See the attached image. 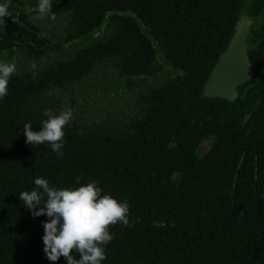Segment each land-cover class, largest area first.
<instances>
[{"label": "trees", "instance_id": "1", "mask_svg": "<svg viewBox=\"0 0 264 264\" xmlns=\"http://www.w3.org/2000/svg\"><path fill=\"white\" fill-rule=\"evenodd\" d=\"M263 3L253 0L254 11ZM242 5L101 0L64 6L59 44L72 56L16 72L0 99V264H51L42 241L49 218H34L19 199L39 177L58 189L95 181L102 194L128 202L129 225L110 226L114 238L102 264H264V79L223 101L231 116L241 113L239 124L211 131L202 122L204 130H190L183 120L211 108L202 90ZM24 22L0 23V61L55 57L60 49L49 33L23 31ZM254 44L264 59V41ZM93 75L103 87L88 91L91 99L80 105L87 112L73 114L64 128L63 157L48 143H26L24 124L40 131L46 110H72L75 99L67 93ZM181 132L209 139L208 153L198 157L195 145L181 146ZM173 137L175 148L168 147Z\"/></svg>", "mask_w": 264, "mask_h": 264}, {"label": "clouds", "instance_id": "2", "mask_svg": "<svg viewBox=\"0 0 264 264\" xmlns=\"http://www.w3.org/2000/svg\"><path fill=\"white\" fill-rule=\"evenodd\" d=\"M52 3L53 0H37V20L51 14ZM9 7L10 0L0 3L2 24L5 18H12ZM16 70L15 63L0 61V99L7 95L9 80ZM35 78L36 74L33 73ZM44 116L47 119L42 122L40 131H34L31 123L24 124L26 143L32 146L48 143L53 152L63 157L64 128L71 122L73 112L70 108L59 114L46 110ZM80 180L79 177L76 180L78 185ZM34 184L36 188L22 191L19 199L34 218H49V221L42 222L43 252L48 261L55 264L64 257L67 264H102L106 259L105 246L114 238L109 231L110 226L118 223L129 225L128 202H120L110 194H102L95 181L76 188L58 189L50 186L47 179L39 177L34 180ZM42 200L45 201L43 205ZM73 251L79 253V260L73 258Z\"/></svg>", "mask_w": 264, "mask_h": 264}, {"label": "flooded vegetation", "instance_id": "3", "mask_svg": "<svg viewBox=\"0 0 264 264\" xmlns=\"http://www.w3.org/2000/svg\"><path fill=\"white\" fill-rule=\"evenodd\" d=\"M88 1L94 2L101 0H53L51 14L40 20L36 19L37 0H10L9 11L12 17L21 19L22 22L25 21L24 23H22L23 31H59L61 30L60 23L62 22L60 20L61 19L60 14L63 12L64 6L75 3H83V2L85 3ZM2 2H4V0H0V3ZM254 10H256V8H254L253 6V0H243L242 14L245 15L250 21V25L248 28V35L245 44L247 46L246 55L250 63L252 75L250 79L246 83H244V84H248L247 91L249 89H253L255 86H258L262 81V79H264V59H261L260 56H256L254 53L257 50L254 41H264V3L256 12ZM96 31H106V30L101 29ZM263 57H264V52H263ZM166 68L167 65L164 64V70ZM165 72L167 73V71ZM206 99L213 100L212 101L213 104H211V108L209 110L207 111L196 110L194 114L186 115L183 118V120L186 122L188 129L204 130L205 127H203L202 122H207L211 124L210 126L211 131L212 130L218 131L219 127L227 129L229 126H232L233 123L239 124L238 122L240 121L242 122L241 113L231 116L233 109L227 107L223 103L224 100L218 97L206 98ZM205 115H207V117ZM247 118L248 115H245L244 119ZM225 119L229 121L227 125L224 123ZM174 139L175 137L171 139L173 141L168 143V147L175 148L177 146L174 143ZM177 142L181 146L183 142H185L184 144H187L189 146L195 145L193 153L198 157L205 156L210 150V146H211L209 139H203V138L201 139L200 137H196V135L194 136L184 135L182 134V132H181V139L177 140ZM181 154H182V149H181Z\"/></svg>", "mask_w": 264, "mask_h": 264}, {"label": "water", "instance_id": "4", "mask_svg": "<svg viewBox=\"0 0 264 264\" xmlns=\"http://www.w3.org/2000/svg\"><path fill=\"white\" fill-rule=\"evenodd\" d=\"M249 25V19L245 15H240L232 37L218 56L204 84L202 93L205 98L218 97L231 102L238 95L237 88L250 79L252 70L246 55L245 44ZM146 36L149 38L148 33Z\"/></svg>", "mask_w": 264, "mask_h": 264}, {"label": "rangeland", "instance_id": "5", "mask_svg": "<svg viewBox=\"0 0 264 264\" xmlns=\"http://www.w3.org/2000/svg\"><path fill=\"white\" fill-rule=\"evenodd\" d=\"M46 33H49V38L53 39L54 44L60 49L59 52L56 54V56L55 57L47 56L44 58V60H39V61L31 59V57H29L27 55H21L18 59L13 58L14 62L13 61L12 62L15 63V65H16V69H17L16 72L25 71V70H29V69H37V68H40L41 66H43L46 63V61L49 62L50 60H55V59H68L72 56V53L67 52L65 49H63L64 47L61 46V44H59V42L63 39L62 38L63 31L62 30L46 31ZM3 61L12 63L11 59H4ZM92 77H94V75L87 78L83 85L76 86L75 92L69 91L67 93L68 97H73L75 99V107L72 109V112L78 118H81L82 115L85 112H87L86 109L82 108L80 105L84 104L86 102V100L91 99V97L89 95H87L88 91L90 92L93 87L94 88L97 87L96 90H99V89L101 90V88L103 87L104 82L102 79H100L98 81L97 79H94ZM81 98H83V100L79 101V99H81ZM119 104L124 105L123 102H121ZM63 107L65 109H67L66 105H63ZM91 114H92V112L89 113L90 117H92Z\"/></svg>", "mask_w": 264, "mask_h": 264}]
</instances>
